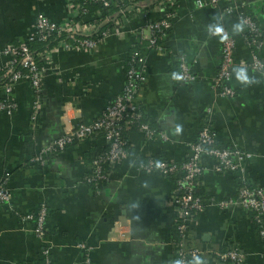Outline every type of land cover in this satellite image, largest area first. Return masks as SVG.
Listing matches in <instances>:
<instances>
[{
	"label": "crops",
	"instance_id": "obj_1",
	"mask_svg": "<svg viewBox=\"0 0 264 264\" xmlns=\"http://www.w3.org/2000/svg\"><path fill=\"white\" fill-rule=\"evenodd\" d=\"M158 1H142L140 10L130 12L127 23L126 16L123 22L119 20L118 32L94 50L76 47L52 52L44 71L45 102L34 128L31 113L36 95L32 86L21 80L9 94L17 107L11 114L0 109V182L6 183L11 196L8 204L0 205V264H45V248L49 264H175L177 179L143 166L151 158L184 162L188 144L209 106L214 107L218 146L240 151L243 156L235 161L244 171V184L264 192V68L257 72L243 65L253 60L246 31L236 14L225 12L229 4L224 1L198 7L199 0H175L174 26L164 41L165 52L151 49L147 26L161 16ZM263 1L241 2L264 34ZM70 2L0 0L1 73L11 59L4 49L31 38L40 17L57 23L72 20ZM222 19L236 46V65L229 80L235 90L232 98L220 97L211 87L223 55V38L213 30ZM140 29L139 41L134 31ZM133 56L136 63L147 65L136 105L157 135L148 139L138 127H129L128 156L112 166L109 180L102 184L85 179L90 162L105 149L101 136L75 141L53 158L36 160L58 136L97 121L125 89V72ZM257 56L264 66V45ZM179 60L196 77L190 85L176 77ZM238 68L245 70L247 81L237 78ZM6 101L0 79V105ZM210 163L207 161L201 178L200 192L206 201L215 203L236 195L239 173H217ZM42 207L49 214L45 239L25 219ZM261 232L264 214L258 225L239 202L227 210L213 205L200 215L195 230L196 243L204 251L200 260L228 264L218 254L235 242L242 264H264Z\"/></svg>",
	"mask_w": 264,
	"mask_h": 264
},
{
	"label": "built area",
	"instance_id": "obj_2",
	"mask_svg": "<svg viewBox=\"0 0 264 264\" xmlns=\"http://www.w3.org/2000/svg\"><path fill=\"white\" fill-rule=\"evenodd\" d=\"M70 7L72 9L73 17L82 10L79 4H75L74 0H70ZM101 3L102 8L95 14L89 15L88 19L78 25L72 20L63 23H57L49 20L46 17H40L34 24V35L28 39L32 40L37 36L36 32L42 35H49L53 32H67V35L62 39L56 47L47 52L39 51L32 54L25 42L21 43L19 47L8 46L3 53L10 56V62L4 67L0 74V79L4 81V89L7 94V101L0 105V109L11 114L17 107V104L9 97L13 91L16 83L21 80H26L32 86L36 98L33 103L31 113V123L33 128L37 124L38 117L42 106L44 105V71L46 66L51 63L52 52L56 49H73L76 48L68 40L80 42L85 49L94 50L97 46L102 44L110 35L118 32L117 27H120L119 20H115L111 25L101 32L99 40L86 39L80 41L78 35L90 36L102 23V21L110 20L111 10L114 9V14H121L126 16L125 23L131 18L128 17L126 11H139L140 6L130 5L124 7V0H97ZM221 1L229 4V8L225 12L237 15L241 22L243 29L246 31L245 38L251 50L253 51V60L251 63L243 64L246 69L260 72L264 66L260 58L257 56L259 48L264 45V34L254 19L248 14L242 5V0H199L198 7L217 6ZM161 8V16L148 24L151 32L148 46L161 52H165L164 41L170 34L174 26L175 13L173 6L175 0H159ZM224 19L219 24L223 29L219 35L223 38V55L222 62L219 68L218 78L213 82L211 87L218 91L222 98L234 97L235 90L230 86L228 81L231 78L233 68L236 65L235 61V41L229 30L224 26ZM123 25V24H122ZM143 30L134 35L140 41V35ZM44 37V36H43ZM177 79L183 84L190 85L196 77L193 75L190 66L184 61L178 62ZM147 65L143 62H132L130 67L126 70V86L123 92L117 94L113 100L106 106L105 110L99 116L96 122L92 124H82L55 138L48 146L43 148L36 156L39 158H53L61 151L65 150L69 145L75 141H82L93 137L97 130H103L104 134L100 137L106 143L108 149L99 153L89 164L88 174L85 177L86 181L102 184L109 180L110 174L104 170V166H114L124 161L128 156V148L126 141L123 140V134L131 126H136L148 139H152L157 135L156 130L152 129L148 123L138 125L142 119L143 114L139 111L136 105V95L144 80ZM35 135H31L35 139ZM105 146V147H106ZM243 156L240 151L234 149H223L218 146L217 127L214 120V107L206 108L201 117L200 127L196 130V135L193 141L189 142L187 148V157L181 164L169 163L162 159L151 158L144 164L146 170H154L162 176H175L177 179L179 189H176L175 207H174V230L180 232L181 237L179 242L173 241L176 248V258L182 264H190V260L194 257H200L204 251L200 247H196L195 230L198 225L200 215L211 206H217L222 210L235 204L241 203L243 208L248 211H255L258 213V222L261 223V217L264 214V192L259 189L253 192L244 183V171L241 170V165L236 163L235 158ZM207 161H211L210 166L217 173L237 172L240 176V185L237 194L233 197L220 200L213 203L198 194V185L201 178L207 169ZM183 189V191H181ZM197 193V194H196ZM10 190L5 182H0V205L8 204L10 202ZM48 211L42 207L35 213H30L25 216V219L33 222L36 225V235L45 239L48 225ZM264 236V233L261 232ZM85 247V245H80ZM177 246L179 249H177ZM45 264H49V250L44 249ZM220 261L228 264H242L244 259L239 246L233 242L229 244L228 248L218 254ZM89 264V263H86Z\"/></svg>",
	"mask_w": 264,
	"mask_h": 264
},
{
	"label": "trees",
	"instance_id": "obj_3",
	"mask_svg": "<svg viewBox=\"0 0 264 264\" xmlns=\"http://www.w3.org/2000/svg\"><path fill=\"white\" fill-rule=\"evenodd\" d=\"M142 1L144 0H124L123 1V4H124V7H128L130 5H135V6H138L139 4L142 3ZM74 3L75 4H79L82 8V10L79 11L78 14L75 15V17L72 18V21L78 25L82 24L83 21H86L88 19V16L89 15H92V14H95L96 12H98L101 8H102V5L100 2H98L97 0H74ZM115 10L112 9L110 14L108 15H112L110 20H105L104 18V21H102V23L99 25V27L92 33V35L90 36H84V35H78V39L80 41H85L86 39H93V40H99L100 37H101V32H103L107 27L108 25H111L113 22H115L116 18H115V14H114ZM127 14L129 15L130 12H132V10H128L126 11ZM116 16H118L119 19L117 20H121L122 22L124 21V19H122L124 17V15H121V14H117ZM115 18V19H114ZM255 19V18H254ZM256 20V19H255ZM81 26V25H80ZM37 33V36H35L32 40H27L25 42L26 46L29 48L30 52L32 54H35L36 52H39V51H43V52H47L49 50H51L52 48L56 47L57 44L62 40L64 39V37L67 35V32L63 31V32H53L49 35H42L41 33L39 32H36ZM44 36V37H43ZM71 44H73L74 47H79L81 49H85L84 46H82V44H80V42H74V41H71V40H68ZM20 42H15L13 43V47L17 48L20 46ZM133 59V62L136 63V57H132L131 60ZM131 65V64H130ZM229 82V81H228ZM229 84V83H228ZM139 111H141L139 109ZM142 112V111H141ZM143 114V117L142 119L139 121L138 125H142V124H145L147 123L146 119H145V116H144V113L142 112ZM151 127V126H150ZM104 134L103 130H97L95 132V134L93 135V137H96V136H102ZM123 140L126 141V147L128 148V142H127V131L124 132L123 134ZM108 149V147L106 146L105 147V151ZM97 156V155H96ZM95 156V157H96ZM94 160V159H93ZM92 160V161H93ZM111 168L112 166H104V170L108 173L111 172ZM94 185H96L95 183H93ZM180 185H178L177 183V189H179ZM200 188H201V182L199 183L198 185V194H200V196L204 197L201 192H200ZM253 192H257L259 190V188H252V187H249ZM181 191H183V189H181ZM197 194V193H196ZM249 214L252 215V219L254 220V222L258 225H260V223L258 222V218H257V215L258 213L251 210V211H248ZM181 237V234L180 232H178L177 230H175V233H174V241L175 242H179V239ZM196 247H199L196 244H194ZM175 247V246H174ZM177 249H179V247L177 246ZM176 250V248H175ZM199 259L201 258L198 257ZM176 261H179V258L175 259V264H176ZM193 262V259L190 260V264H192Z\"/></svg>",
	"mask_w": 264,
	"mask_h": 264
},
{
	"label": "clouds",
	"instance_id": "obj_4",
	"mask_svg": "<svg viewBox=\"0 0 264 264\" xmlns=\"http://www.w3.org/2000/svg\"><path fill=\"white\" fill-rule=\"evenodd\" d=\"M239 27L240 26L238 25L237 28L239 29ZM222 31H223V29L220 28L219 26H217L215 28V33L216 34H219ZM235 71H236L237 78L239 80H241V81H247L248 80V78L246 76V73H245V70L243 68L235 69ZM176 264H182V262L181 261H176ZM192 264H203V262L198 257H194Z\"/></svg>",
	"mask_w": 264,
	"mask_h": 264
},
{
	"label": "water",
	"instance_id": "obj_5",
	"mask_svg": "<svg viewBox=\"0 0 264 264\" xmlns=\"http://www.w3.org/2000/svg\"><path fill=\"white\" fill-rule=\"evenodd\" d=\"M262 3L264 4V1Z\"/></svg>",
	"mask_w": 264,
	"mask_h": 264
}]
</instances>
